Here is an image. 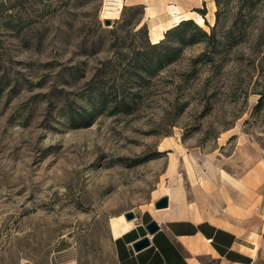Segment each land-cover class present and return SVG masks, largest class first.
Wrapping results in <instances>:
<instances>
[{
    "label": "rangeland",
    "instance_id": "374dc122",
    "mask_svg": "<svg viewBox=\"0 0 264 264\" xmlns=\"http://www.w3.org/2000/svg\"><path fill=\"white\" fill-rule=\"evenodd\" d=\"M101 2L0 0V264L60 240L113 264L110 223L167 194L263 236L264 0H214L157 47L141 6L105 24Z\"/></svg>",
    "mask_w": 264,
    "mask_h": 264
},
{
    "label": "crops",
    "instance_id": "0c3cea01",
    "mask_svg": "<svg viewBox=\"0 0 264 264\" xmlns=\"http://www.w3.org/2000/svg\"><path fill=\"white\" fill-rule=\"evenodd\" d=\"M213 1L125 0V3L127 6L142 7L143 22L150 34L153 23L167 20L166 12L162 11L167 3L176 4L186 12ZM150 8L156 11L154 15L149 14ZM225 201L224 196L219 204ZM182 208L181 205H172L169 198L168 207L144 211L138 222H132L127 230L116 236L111 234L113 264H260V246L264 243L261 231L255 234L258 236L256 239L249 230L241 231V227L227 225L224 220L182 216ZM151 220L158 224L153 234L145 228ZM143 237L148 238L149 245L135 251L132 244ZM77 252L73 245L60 240L50 255L49 264H81Z\"/></svg>",
    "mask_w": 264,
    "mask_h": 264
},
{
    "label": "bare ground",
    "instance_id": "6f19581e",
    "mask_svg": "<svg viewBox=\"0 0 264 264\" xmlns=\"http://www.w3.org/2000/svg\"><path fill=\"white\" fill-rule=\"evenodd\" d=\"M127 6V4L123 3V9L124 7ZM211 12L213 11V4H211ZM162 11L166 12L167 14V20L162 22V23H153L150 27V42L152 44H157L159 42H161L164 37H165V33L172 29L173 27H176L177 25H179L181 22L183 21H187V20H193L198 26L200 27H206V20L209 21L210 25H212L213 20L212 18H207L206 15H201L200 13L191 10V11H183L182 8L176 4L173 3H167V5L165 7L162 8ZM149 14L154 15L156 13V11L153 8L148 9ZM104 17H106V19H118L120 16L119 14H112V15H108V16H102V19H104ZM171 168L174 170L175 165L174 163L171 164ZM237 185H243L244 184V180L240 181L239 183H236ZM167 191V190H166ZM169 198L171 199L170 194ZM132 224V221H128L124 218V215H119L116 220H113L110 223V230H111V234L116 236L119 235L122 231L127 230Z\"/></svg>",
    "mask_w": 264,
    "mask_h": 264
},
{
    "label": "water",
    "instance_id": "95a60500",
    "mask_svg": "<svg viewBox=\"0 0 264 264\" xmlns=\"http://www.w3.org/2000/svg\"><path fill=\"white\" fill-rule=\"evenodd\" d=\"M110 20L106 19L105 20V24H109ZM169 206V197L168 196H162L160 198H158L155 202H154V208L155 209H163ZM124 217L126 220L130 221L131 219L135 218V214L133 213V211H127L124 213ZM147 232L149 234H153L157 229H158V224L155 220H151L150 222H148L145 226ZM149 245V241L147 237H143L139 240H137L136 242H134L132 244V247L135 251H138L146 246Z\"/></svg>",
    "mask_w": 264,
    "mask_h": 264
},
{
    "label": "built area",
    "instance_id": "2783aa9c",
    "mask_svg": "<svg viewBox=\"0 0 264 264\" xmlns=\"http://www.w3.org/2000/svg\"><path fill=\"white\" fill-rule=\"evenodd\" d=\"M123 3L124 0H102L101 6H100V13L102 16H108L112 14H119L123 10ZM106 20V17L103 19ZM112 20V19H108Z\"/></svg>",
    "mask_w": 264,
    "mask_h": 264
},
{
    "label": "trees",
    "instance_id": "16d2710c",
    "mask_svg": "<svg viewBox=\"0 0 264 264\" xmlns=\"http://www.w3.org/2000/svg\"><path fill=\"white\" fill-rule=\"evenodd\" d=\"M215 3H216V5L217 6H219V0H215ZM194 11H196V12H198V13H200V9L199 8H196V9H194ZM217 13H218V10H217ZM201 15H204L205 14V12H202V13H200ZM218 15V14H217ZM182 23V24H181ZM179 25H177L176 27H173V28H175V29H180V28H182V27H184V25H187V24H193V22H192V20H187V21H183V22H181ZM216 25H214V27H215ZM196 27V26H195ZM214 27H213V29H212V34H214ZM173 28L172 29H170V30H168V31H171V30H173ZM196 29L201 33V34H203V35H206V32L205 31H203L202 29H200L199 27H196ZM167 31V32H168ZM166 32V33H167ZM165 38V37H164ZM160 43L161 42H159V43H157V44H153V46L154 47H157L158 45H160Z\"/></svg>",
    "mask_w": 264,
    "mask_h": 264
}]
</instances>
